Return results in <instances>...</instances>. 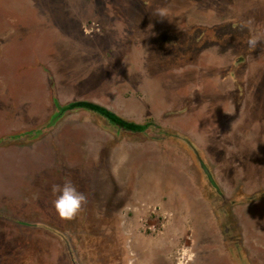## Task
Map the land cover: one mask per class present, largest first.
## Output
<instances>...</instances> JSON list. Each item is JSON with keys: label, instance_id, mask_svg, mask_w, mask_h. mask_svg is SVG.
Listing matches in <instances>:
<instances>
[{"label": "rangeland", "instance_id": "rangeland-1", "mask_svg": "<svg viewBox=\"0 0 264 264\" xmlns=\"http://www.w3.org/2000/svg\"><path fill=\"white\" fill-rule=\"evenodd\" d=\"M0 264H264V0H0Z\"/></svg>", "mask_w": 264, "mask_h": 264}, {"label": "clouds", "instance_id": "clouds-1", "mask_svg": "<svg viewBox=\"0 0 264 264\" xmlns=\"http://www.w3.org/2000/svg\"><path fill=\"white\" fill-rule=\"evenodd\" d=\"M247 43L249 46L254 47L257 40L251 38ZM52 191L56 196L53 207L59 217L64 220L73 219L87 199V194L80 190L79 186L70 178H65L62 184L53 185Z\"/></svg>", "mask_w": 264, "mask_h": 264}, {"label": "trees", "instance_id": "trees-1", "mask_svg": "<svg viewBox=\"0 0 264 264\" xmlns=\"http://www.w3.org/2000/svg\"><path fill=\"white\" fill-rule=\"evenodd\" d=\"M58 105H59V109H58L57 113L55 114L54 119L61 117L62 111L70 112V111H75V110H80V109H86V110L95 112V113L105 117L114 126L121 127L122 129L129 130L132 132L145 131L150 125L149 123L148 124L147 123L139 124L135 121L127 120V119L119 116L118 114H116L115 112L110 110L109 108H107L103 105H100L96 102L89 101V100H76V101H72L66 105H61V104H58ZM32 133H34V132H32ZM37 135H39V134H37Z\"/></svg>", "mask_w": 264, "mask_h": 264}]
</instances>
